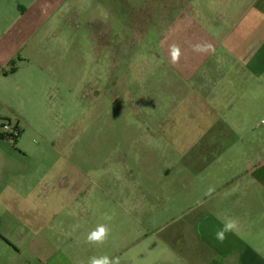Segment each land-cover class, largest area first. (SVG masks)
Segmentation results:
<instances>
[{
    "label": "rangeland",
    "instance_id": "rangeland-1",
    "mask_svg": "<svg viewBox=\"0 0 264 264\" xmlns=\"http://www.w3.org/2000/svg\"><path fill=\"white\" fill-rule=\"evenodd\" d=\"M175 1L190 13V0H0V30L23 17L34 33L0 77V264L104 255L184 264L163 231L184 258L194 253L190 223L213 201L211 179L241 167L232 159L240 151L233 134L222 143L234 150L218 162L221 151L211 159L186 150L198 136L175 134L179 120L165 116L159 85L173 78L170 47L206 43L180 39L175 30L187 23ZM9 43L7 34L0 51ZM23 62L28 86L24 70L11 75ZM99 224L108 239L88 243Z\"/></svg>",
    "mask_w": 264,
    "mask_h": 264
},
{
    "label": "crops",
    "instance_id": "crops-1",
    "mask_svg": "<svg viewBox=\"0 0 264 264\" xmlns=\"http://www.w3.org/2000/svg\"><path fill=\"white\" fill-rule=\"evenodd\" d=\"M174 7L179 23H187V29L175 30L184 32L180 39L192 44L196 35L213 48H180V60L171 67L173 78L159 85L165 116L179 120V127L174 122L175 134L198 136L186 150L196 148L200 156L211 153V159L221 151L217 162L234 150L235 145L222 143L226 134H233L240 153L232 159L241 167L230 169L226 178L211 179L216 187L207 188L212 189L213 201L205 216L190 223L196 247L191 257L184 258L165 241L164 245L184 264H264V0H190L189 14L183 12L181 1ZM16 18L14 31L0 30V39L7 34L10 39L8 49L0 51V77H6L8 62L34 34L30 22ZM186 53L193 56L184 59ZM22 64L11 75L24 70L28 86L31 68ZM167 130L171 134V128ZM229 218L238 221V231L218 242L215 233Z\"/></svg>",
    "mask_w": 264,
    "mask_h": 264
},
{
    "label": "clouds",
    "instance_id": "clouds-1",
    "mask_svg": "<svg viewBox=\"0 0 264 264\" xmlns=\"http://www.w3.org/2000/svg\"><path fill=\"white\" fill-rule=\"evenodd\" d=\"M213 46L209 43L194 45V50L198 52H207L212 49ZM181 56V50L179 46L172 45L170 47V58L173 64L179 62ZM212 189H209V193ZM238 231V221L234 218H229L222 221V227L215 233V238L218 242H223L227 238V233ZM110 234V228L106 224H99L95 229L90 231L87 235L86 241L90 244H103ZM88 264H120L119 257H109L107 255L100 257H91Z\"/></svg>",
    "mask_w": 264,
    "mask_h": 264
},
{
    "label": "trees",
    "instance_id": "trees-1",
    "mask_svg": "<svg viewBox=\"0 0 264 264\" xmlns=\"http://www.w3.org/2000/svg\"><path fill=\"white\" fill-rule=\"evenodd\" d=\"M162 239L171 247L173 248L174 250H176L178 253L180 252L179 250H177L174 246V244L172 242H170L164 235V231L160 234Z\"/></svg>",
    "mask_w": 264,
    "mask_h": 264
},
{
    "label": "built area",
    "instance_id": "built-area-1",
    "mask_svg": "<svg viewBox=\"0 0 264 264\" xmlns=\"http://www.w3.org/2000/svg\"><path fill=\"white\" fill-rule=\"evenodd\" d=\"M2 128H3V130H9L8 126L5 124L2 126ZM9 136L15 137V133L10 134Z\"/></svg>",
    "mask_w": 264,
    "mask_h": 264
}]
</instances>
